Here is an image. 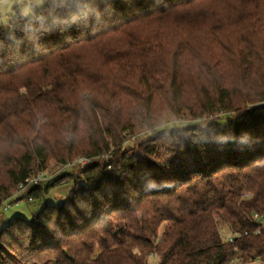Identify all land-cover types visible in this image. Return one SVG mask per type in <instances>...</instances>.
<instances>
[{
  "label": "trees",
  "instance_id": "16d2710c",
  "mask_svg": "<svg viewBox=\"0 0 264 264\" xmlns=\"http://www.w3.org/2000/svg\"><path fill=\"white\" fill-rule=\"evenodd\" d=\"M164 112L198 121L153 130ZM78 156L91 163L46 185L72 183L66 199L0 229V264L264 263V0L0 16V203Z\"/></svg>",
  "mask_w": 264,
  "mask_h": 264
},
{
  "label": "rangeland",
  "instance_id": "374dc122",
  "mask_svg": "<svg viewBox=\"0 0 264 264\" xmlns=\"http://www.w3.org/2000/svg\"><path fill=\"white\" fill-rule=\"evenodd\" d=\"M42 4V0H0V16L2 19L3 25L7 26L8 22L11 19L12 14L15 10L20 11L23 16H28L31 14V10L33 7H39ZM206 120V119H204ZM193 121H198L197 119H190L186 116L175 117L170 113H161L156 117L154 122L153 130H169L173 128H183L186 126H190L193 124ZM149 131V130H148ZM147 131L143 130L139 133L135 134H124L126 135L125 145L133 144L136 142L137 137L140 138L145 136ZM81 157V156H78ZM73 157V159L78 158ZM104 160H108L109 155L102 156ZM91 162L88 163V165ZM60 164L50 160L46 167L39 171H44L47 179L39 184V188L36 190L37 194L41 196V199H34L32 196V200H26L28 196L26 195L28 191L24 190L21 192L20 190H14L12 192V198L7 202L3 201L0 203V229L6 227V225L16 219H21L25 222H29L34 213L38 212L43 203H51V204H59L64 199L69 196V193L72 188V183L56 185L53 188H47V183L55 178L60 177L64 173H73L76 174L79 170H84V168L76 167L73 170L67 169V171L59 172L58 166ZM38 171V172H39ZM67 178L61 180V182L66 181ZM29 198V197H28ZM7 207L6 209L4 208ZM219 229L225 238L230 234V231L222 225H219ZM154 257H147V264H153L155 262Z\"/></svg>",
  "mask_w": 264,
  "mask_h": 264
},
{
  "label": "built area",
  "instance_id": "2783aa9c",
  "mask_svg": "<svg viewBox=\"0 0 264 264\" xmlns=\"http://www.w3.org/2000/svg\"><path fill=\"white\" fill-rule=\"evenodd\" d=\"M90 162V160L85 159V158H75L70 162H66L65 164H60L58 166V171L59 172H64L67 171V169H71V168H76V167H81L84 168L85 166L88 165V163ZM47 179L45 172L44 171H39L37 173L36 176L30 178L26 184H19L18 185V190H20L21 192L24 190H28L30 188H33L34 186H37L39 184H41L42 182H44ZM246 198L249 197L248 194L245 195ZM28 200L30 201L31 199L28 198ZM7 207H5L6 209ZM254 218V222L257 225L256 228V232L255 233H259L261 228H264V223L261 221L260 217H258L257 215L253 216ZM238 237L237 234H229L225 237V239H227L228 242L233 243V241ZM264 264V263H262Z\"/></svg>",
  "mask_w": 264,
  "mask_h": 264
}]
</instances>
